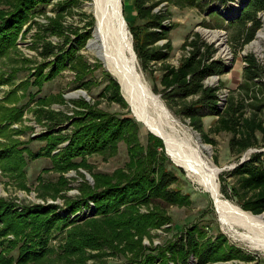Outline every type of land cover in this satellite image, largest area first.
Instances as JSON below:
<instances>
[{"label":"rangeland","instance_id":"rangeland-1","mask_svg":"<svg viewBox=\"0 0 264 264\" xmlns=\"http://www.w3.org/2000/svg\"><path fill=\"white\" fill-rule=\"evenodd\" d=\"M10 1L0 0V9L9 10ZM87 1L89 0L40 2L17 34L15 47L0 59V114H21L19 121L7 124V128H4L0 135V200L13 205L17 211L22 210L24 206L54 205L58 216L67 218L68 221L75 220V224H80L88 217H92L95 207L93 202L89 201L88 204H83L78 211L71 212L68 203L78 200L82 189L87 186L93 187V173L113 175L126 170L129 160L127 146L122 140H118L114 143L115 149L108 151L109 153H91L83 157H74L72 161L75 165L68 169H61L53 162L51 155L65 147L69 138L57 144L51 149L50 154H47V147L51 145V141L42 134L58 131L60 135L71 136L75 125L70 123L80 116L76 112L85 110L83 107H78L77 104L84 102L85 107L96 112H103L119 118L123 116L133 118L139 126L137 137L140 144L144 147L155 146L149 138L151 132L136 119L126 101V105L123 106L102 96L107 84L106 74L115 78L88 47V41L92 37L94 17L85 9ZM228 5H222L223 9L221 8L226 17H228L226 12L230 7ZM211 7L219 8L220 3L214 1L211 3ZM167 9L171 26L169 39L172 49L168 58L170 64H178L184 53L180 49V45L185 36L191 31H197L207 42L214 45L215 57L222 59L225 63L226 72L221 75L209 76L204 80L206 85L218 87L220 107L223 108L230 102L233 103V106L242 104L244 116L249 117L255 110L252 104H264V73L255 79V83L247 81L244 77V70L247 66L246 55H253L258 64L264 68L263 40L260 42L262 47L260 52L248 47L250 42L234 53L232 51L233 43L230 42L231 30L205 28L201 25L204 18L208 20L206 12H200L197 8L188 5H168ZM121 13L128 32L129 24L138 23L131 0H121ZM57 14H61V21H58L64 31V35L61 36L52 34L51 31L57 25ZM263 14L264 12L258 13L261 26L256 32L262 31L264 34ZM90 22L93 24L88 25ZM209 22L211 23V21ZM210 32L220 33V38L223 40L211 38L208 35ZM257 33L252 41L256 39ZM78 36H80L79 39ZM130 40L132 43L129 31V50L134 57L137 70L152 92L160 98L171 119L175 121L180 132L178 138H182L180 141H183L184 138L186 143L191 144V147L197 151L196 139L198 138L210 148L211 154L208 159L220 170L216 181L219 184L221 195L241 208L237 196L231 190L234 186L233 178L226 174L238 160H245L251 153L264 150V141L260 142L259 147L248 148L236 156L230 151L228 145L231 134L226 131L214 132L212 128L215 117L205 116L202 118V130L209 135L214 145L205 143L200 133L189 125V120L180 115L175 108H169L161 97L162 93L153 91L154 86H157L158 90L161 88L159 85L160 72L154 69L144 72L141 69ZM43 42H50L57 46L62 45L64 49L70 45L73 46L76 60L73 65L71 61L65 60L64 66L51 77L38 80V72H42L43 76H50L52 61L55 60V54H59L58 49H55L54 55L44 57L41 47ZM79 59L80 61H78ZM120 93L122 95L121 89ZM256 113L264 122V106L260 110H256ZM62 115L68 116L70 119L61 125L50 127V121L48 117L46 119V116L57 119ZM257 136L260 138L259 133ZM162 145V147H156L157 155L159 156L161 152L164 153L166 157L164 168L172 171L177 178L170 188L183 195L182 200L179 203L156 200L148 205H139L141 213L155 211L154 207L157 206L163 212L166 220L158 227L147 229L148 233L141 238L142 248L138 256L130 253L122 255L120 250L106 249V247L102 250L86 249L93 257H88L81 264H182L179 259L171 257L167 246L179 240L184 233L189 231H194L197 234V242L200 247L209 244L213 246L216 258L206 264H264V230L262 225L246 229L231 227L222 222L210 194L204 191L194 182L193 177L188 176L186 171L170 158L163 142ZM5 148L18 150L22 164L17 169L10 170L12 168L7 167L10 163H6L10 160L2 159L1 149ZM222 191L226 192L228 197ZM59 224L58 227L61 226ZM71 226L53 228L45 246L56 249L65 243L66 230ZM5 238L14 240V235L9 234ZM33 242L39 244L40 240L35 239ZM33 242L28 241L29 244ZM17 249L18 246H15L5 251V254L17 258ZM163 253L165 257H163ZM150 257L153 258L152 261H145ZM196 262L195 256L191 255L187 264H196ZM11 264L18 263L14 259Z\"/></svg>","mask_w":264,"mask_h":264},{"label":"trees","instance_id":"trees-1","mask_svg":"<svg viewBox=\"0 0 264 264\" xmlns=\"http://www.w3.org/2000/svg\"><path fill=\"white\" fill-rule=\"evenodd\" d=\"M47 1L49 0H11L9 10L0 9V59L15 47L16 36L28 21L33 9L40 2ZM214 1L220 3L219 8L211 7ZM234 1L131 0L138 23L129 24L128 28L132 37V48L141 69L144 72L153 69L160 72L161 88L158 90L157 86H154L153 91L162 93L165 104L187 118L189 125L200 133L202 140L211 145H214V142L203 132L202 118L215 117L213 131L229 132V149L238 156L248 148L259 147L260 142L264 141V122L256 113L264 104H252L255 110L249 117L244 116L242 104L233 106L230 102L223 108L220 107L218 87L208 86L204 80L226 72L225 63L215 57L214 45L207 42L197 31H191L185 36L180 45L184 53L178 64L172 65L168 62L172 49L169 39L171 26L168 5H188L200 12H206L208 20L204 18L201 25L205 28L231 30L230 42L233 43L232 51L235 53L254 39L261 26L258 13L264 12V0H247L235 16L233 15L236 12L229 14V8L226 13L230 17H226L221 11L222 5L230 6ZM57 16V25L51 31L52 34L61 36L64 35L58 22L61 21V14ZM91 24L93 23L88 25ZM41 47L44 57L54 55L55 49H58L59 54H55V60L52 61L50 76H43L42 72H38V80L51 77L64 66L65 60L71 61L72 65L76 60L75 50L71 45L64 49L62 45L43 42ZM245 61L247 66L244 77L247 81L255 83V79L264 73V68L251 54L245 56ZM106 76L107 84L102 96L125 106L119 84L108 74ZM77 105L85 110L76 112L80 116L70 123L75 125L71 136L60 135L58 131L42 134L51 141L47 154H50L57 144L69 138L65 147L51 155L53 162L61 169H68L75 165L72 161L74 157L110 152L115 149L114 143L122 140L127 146L129 156L127 168L113 175L92 174L93 187L82 189L80 198L68 203L69 210L75 212L83 204L93 202L94 215L80 224L58 216L54 205L24 206L22 210L17 211L13 205L0 200V264H11L14 259L18 264H81L88 257H93L86 249L102 250L104 247L120 250L122 255L130 253L138 256L142 248L141 238L148 233L147 229L158 227L166 220L157 206L154 207L155 211L141 213L139 205H148L156 200L179 203L184 197L170 188L177 178L172 171L164 168V153L157 155L156 147L163 146L159 137L149 133V138L155 146L144 147L138 140L139 126L133 118H119L96 112L85 107L84 102ZM20 116L21 114H0V135L2 130L7 128V124L19 121ZM47 117L50 127H56L70 119L65 115L57 119L51 116H46V119ZM1 153L2 159L10 160L6 162L10 163L7 166L12 168L10 170H15L22 164V158L15 148L1 149ZM226 175L233 178L234 186L231 190L237 196L241 208L253 215L264 213V150L251 153L243 161L238 160ZM222 192L228 197L226 192ZM58 224L61 226L58 227ZM69 225L72 226L66 230L65 243L56 249L45 246L53 228L59 229ZM9 234L14 235V240L5 238ZM35 239H39L40 243L33 242ZM28 241L33 243L29 244ZM15 246H18L17 258L5 254V251ZM167 249L171 257L179 259L182 264H187L191 255L195 256L196 264H206L216 258L211 244L199 246L194 231L184 233L179 240L169 244ZM162 255L165 257L164 253ZM152 259L150 257L145 261L150 262Z\"/></svg>","mask_w":264,"mask_h":264},{"label":"bare ground","instance_id":"bare-ground-1","mask_svg":"<svg viewBox=\"0 0 264 264\" xmlns=\"http://www.w3.org/2000/svg\"><path fill=\"white\" fill-rule=\"evenodd\" d=\"M238 2L239 0H235L230 5L229 8L233 9L229 13L233 14L241 5ZM85 9L94 17L92 37L88 41V47L102 61L107 71L118 80L122 95L136 119L162 140L170 158L210 194L222 222L231 227L246 229L262 225L264 230V213L253 215L221 195L216 181L220 170L208 159L211 154L210 148L198 138L197 151L191 147V144H187L184 138L183 141H180L182 138H178L180 132L175 121L171 119L160 98L152 92L137 70L134 57L129 50V30L127 32L122 17L121 0H89L85 4ZM227 16L230 17L228 14ZM262 18L264 19V14ZM208 35L211 38L222 39L220 33L210 32ZM262 40L264 41V34L259 31L256 39L251 41L248 47L260 52Z\"/></svg>","mask_w":264,"mask_h":264},{"label":"water","instance_id":"water-1","mask_svg":"<svg viewBox=\"0 0 264 264\" xmlns=\"http://www.w3.org/2000/svg\"><path fill=\"white\" fill-rule=\"evenodd\" d=\"M246 1H247V0H244L243 2H241V5L239 6L238 10L236 11V13H235L233 16L238 15V13L240 12L242 6L245 4ZM233 16H231V18H232ZM131 44H132V43H131ZM116 81H117V83L119 84L118 80H116ZM152 134H153V133H152ZM154 135H155V134H154ZM155 136H156V135H155ZM157 137H158V136H157ZM241 161H243V160H241Z\"/></svg>","mask_w":264,"mask_h":264},{"label":"built area","instance_id":"built-area-1","mask_svg":"<svg viewBox=\"0 0 264 264\" xmlns=\"http://www.w3.org/2000/svg\"><path fill=\"white\" fill-rule=\"evenodd\" d=\"M219 102V101H218Z\"/></svg>","mask_w":264,"mask_h":264}]
</instances>
